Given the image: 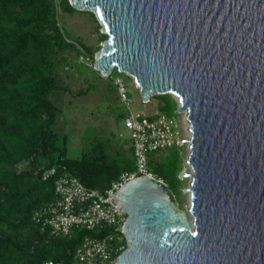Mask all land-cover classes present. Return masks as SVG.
Here are the masks:
<instances>
[{"label":"water","instance_id":"obj_1","mask_svg":"<svg viewBox=\"0 0 264 264\" xmlns=\"http://www.w3.org/2000/svg\"><path fill=\"white\" fill-rule=\"evenodd\" d=\"M68 1L106 35L92 68L133 77L143 102L173 95L191 132L187 208L155 176L112 196L114 264H264V0Z\"/></svg>","mask_w":264,"mask_h":264},{"label":"trees","instance_id":"obj_2","mask_svg":"<svg viewBox=\"0 0 264 264\" xmlns=\"http://www.w3.org/2000/svg\"><path fill=\"white\" fill-rule=\"evenodd\" d=\"M57 4L72 9L68 0ZM57 4L55 0H0V264H78L74 252L82 239L108 232L80 228L62 235L45 226L44 210L56 199V176L43 180L45 169L55 167L57 174L66 173L88 188L105 190L120 172L133 168L129 138L123 141L127 149L123 144L113 145L109 138L93 140L79 156L71 157L67 135L55 130L61 110L51 93L66 88L58 83L53 59L65 51L73 52L74 58L64 57L65 66L71 67L81 49L92 62L96 52L65 36ZM90 13L102 41L106 35L99 33L100 25ZM155 95L170 109L166 114L173 116L177 107L174 96ZM164 150L149 154L148 167L153 176L169 185L182 208V179L178 176L182 147Z\"/></svg>","mask_w":264,"mask_h":264},{"label":"built area","instance_id":"obj_3","mask_svg":"<svg viewBox=\"0 0 264 264\" xmlns=\"http://www.w3.org/2000/svg\"><path fill=\"white\" fill-rule=\"evenodd\" d=\"M57 1L55 0L56 4ZM79 55L85 61L91 60L82 49ZM115 83L120 99L127 107V113L125 112L122 121L129 131L133 168L120 172L105 190L88 188L75 176L57 174L55 167H49L42 173L43 180L56 176L54 179L56 199L45 208L46 216L43 220V224L53 233L69 235L73 230L80 228L97 232L108 229V232L100 236H85L82 239L74 252L78 264H114L115 257L126 246L122 228L126 213L112 200V196L129 180L138 176H153L148 167V156L151 152L174 146L182 147L191 138L190 129L187 131L185 124L186 115L181 121L163 112L153 116L133 113L124 85L118 78ZM135 85L139 88L136 82Z\"/></svg>","mask_w":264,"mask_h":264},{"label":"rangeland","instance_id":"obj_4","mask_svg":"<svg viewBox=\"0 0 264 264\" xmlns=\"http://www.w3.org/2000/svg\"><path fill=\"white\" fill-rule=\"evenodd\" d=\"M57 13L65 36L69 40H77L87 47H92L97 51L101 44L97 31V22L89 11L66 9L61 4L57 6ZM99 33H101L99 29ZM103 40V39H102ZM64 57H72L73 52L65 51L64 54L53 59V67L57 74L60 85L65 86V90L54 91L51 99L60 108V118L54 127L59 134L67 135V154L77 157L85 150L93 140H111L113 145H122L127 149V143L123 142L129 137V131L124 127L122 118H117L122 113H127V107L122 103L115 83L120 79L126 89V95L130 99V110L133 113H144L153 115L157 112L170 114L168 106L152 95L150 101L141 100L140 90L135 85L133 77L114 70L109 77L100 75L92 68V59L85 61L80 55L72 61L73 66H65ZM82 94L75 95L78 91ZM175 99V97H174ZM165 108V109H162ZM163 110V111H162ZM172 111L174 117L181 121L185 118V111ZM166 114V115H167ZM189 125V124H188ZM187 135L186 132L184 133ZM189 142L182 146L181 159L182 170L187 168V156L189 153ZM164 150L156 153V156L167 154L171 151ZM181 172L178 174L180 177ZM182 179V207L189 205V193L187 187L191 181V176L180 177Z\"/></svg>","mask_w":264,"mask_h":264},{"label":"bare ground","instance_id":"obj_5","mask_svg":"<svg viewBox=\"0 0 264 264\" xmlns=\"http://www.w3.org/2000/svg\"><path fill=\"white\" fill-rule=\"evenodd\" d=\"M185 113H186V112H185ZM185 120H186V118H185ZM185 124H186L187 131H189V129H188V128H189V125H188L189 122H188V120L185 121ZM187 166L190 168V166H189L188 163H187ZM187 192H188V191H187Z\"/></svg>","mask_w":264,"mask_h":264}]
</instances>
